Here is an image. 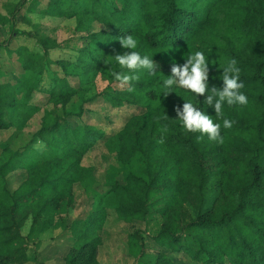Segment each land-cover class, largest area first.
<instances>
[{
  "label": "trees",
  "instance_id": "trees-1",
  "mask_svg": "<svg viewBox=\"0 0 264 264\" xmlns=\"http://www.w3.org/2000/svg\"><path fill=\"white\" fill-rule=\"evenodd\" d=\"M19 4H26L27 12L73 20V35L66 40L71 45L65 48L74 53L51 60L48 51L62 48L66 41L39 33L35 41L40 52L36 55L18 46L14 50L18 70L0 72V131L11 130L0 141V264L25 262L26 247L57 228L65 245L63 264H97L108 209L124 222L143 221L151 213L159 216L155 234L147 236L144 229L127 234L128 253L137 258L133 264H176L158 251L142 262L145 237L169 252L184 254L190 262L264 264V0H20ZM7 20L0 15V28ZM126 35L137 39L135 51L141 56L166 66L156 69L155 75L147 69L131 73L140 77L133 82V92L121 89L111 76L113 71H129L110 57L132 51L119 43ZM7 43L0 48L9 51ZM196 51L209 61L210 89H222L223 68L228 60L237 61L246 105L225 103L220 118L205 97L179 85L164 96L172 64L182 66ZM96 78L104 82L103 88L81 97L84 86ZM36 92L43 94V103L32 101ZM96 101L116 110L126 105L144 109L116 133L117 158L124 161L136 154L142 175L127 174L122 183H113L115 207L103 202L109 200L108 194L100 195L99 204L68 222L67 211L74 204L72 185L89 174L80 158L102 137L99 128L84 118L91 109L87 106ZM184 102L221 125L223 119L234 121L230 129L221 127L223 143L185 131L175 111ZM39 111L37 126L26 140L23 131ZM15 140L28 142L13 148L10 142ZM33 140L43 141L44 150L31 146ZM15 170L25 176L9 191L5 176ZM212 184L218 194L203 209ZM185 204L192 205L193 215L185 212Z\"/></svg>",
  "mask_w": 264,
  "mask_h": 264
},
{
  "label": "rangeland",
  "instance_id": "rangeland-1",
  "mask_svg": "<svg viewBox=\"0 0 264 264\" xmlns=\"http://www.w3.org/2000/svg\"><path fill=\"white\" fill-rule=\"evenodd\" d=\"M13 1L16 2V7L20 0H0V10H2V2ZM17 11L14 23H12V28L16 30H23L24 32L28 31V36L20 34L10 36L11 30L10 28L8 30V25L6 24L2 27V29H0V41H4L6 38H8L6 39L7 41L11 39L14 42V45H24L31 53L37 55L40 52V49L35 41L34 32L31 27L27 25L23 19H21V15L24 13L23 7L21 10ZM26 15L30 18L31 22L41 24L39 25V30L35 34H42L44 31L45 34L55 37L56 41L59 42L66 41L73 35L72 20L41 17L35 13H26ZM63 45L64 46L60 49L50 50L48 52V57L51 60H54L56 58H63L67 56V54L74 53L73 50L70 49V51L69 48H65V46L71 45L70 40L64 42ZM156 64L159 66L157 69L166 68L163 64ZM11 67L15 70L18 68L16 63L7 57L5 50L0 49V69L6 71ZM103 85L104 82H101L98 78H96L90 85L84 86V89L81 91V97H90L100 91L103 88ZM32 101L35 103L38 102L39 104L43 103V94L37 92L33 93ZM91 104H89L90 106H87V108L89 107V109H91L84 114V118L87 122H90L95 127L99 128L102 133V137L80 158V164L89 168V174L85 176V179L80 181V184L74 183L72 185L74 204L73 207L67 211L68 222L78 216L82 217L90 205L96 206L97 203L99 204L100 195L104 196L108 194L109 200H105L103 202L109 208L112 206L115 207L117 204V198L113 191H111L113 183H122L124 176L127 174L142 175V165L138 161V156L136 154L124 161L117 158L118 139L116 133L117 130H119L126 123L127 119L131 115L140 114L144 111V109L137 105H126L122 109L116 110L113 108H107L101 105L98 101ZM39 116L40 111L37 112L30 120L29 124L31 127L29 129H24L23 132L25 135H23L26 140L30 141L29 133L36 128ZM9 134H11L10 129L0 131V141L6 139ZM25 142L28 141H11L10 146L18 148ZM35 144L36 141L33 140L31 146H34ZM24 176L25 174L22 170L9 172L5 176L6 188L9 191H13L24 179ZM208 191L207 197L203 202V209L208 207L211 200L218 194V189L213 184L209 187ZM83 192H85L86 195ZM184 210L189 215L194 214V208L192 205L185 204ZM159 224V216L155 213L147 215L143 221L124 222L119 220L115 213L108 209L107 216L103 223V226L107 231L106 237L96 249L97 264H133L137 261V258L128 253L126 247L127 234L132 232L133 229H144L145 235H152L158 230ZM27 226L28 220L26 219L22 226V233L26 232ZM59 233L60 230L58 228L43 232L38 237L40 242L36 244H29L26 247L25 262H14L12 264H63L60 255L65 251V245L62 239L57 237ZM144 247L147 248V250L145 255L140 259L142 262L149 260L151 256H154V253L158 251L160 253H164L166 258L176 264H199L190 262L187 259V256L180 252H169L164 247L156 246L153 241L147 237L144 238Z\"/></svg>",
  "mask_w": 264,
  "mask_h": 264
},
{
  "label": "clouds",
  "instance_id": "clouds-1",
  "mask_svg": "<svg viewBox=\"0 0 264 264\" xmlns=\"http://www.w3.org/2000/svg\"><path fill=\"white\" fill-rule=\"evenodd\" d=\"M119 43L124 49H131L130 53L116 54L110 56L121 68H126L128 73L113 71L111 76L118 82L121 89H127L128 92H133V82L139 80V76L135 73L139 69H147L150 74L155 75L156 69L159 67L154 63L152 57L143 55L135 49L138 46V41L132 35H126L119 38ZM240 68L237 66L235 59L227 61L226 66L222 71V89L215 86L209 88V61L202 51H196L189 55L185 63L181 66L173 63L171 66V75L164 81V96L171 92L173 85L190 90L196 96L205 97L204 102L212 107L215 111V116L223 117V106L225 103L228 106L246 105L248 103L247 96L241 91L244 88L240 81ZM177 120L182 124L186 132L201 133V137L206 135L209 141L223 143V136L221 135V127L230 129L234 121L230 119H223V125L214 122L213 118L206 115L204 111L195 107L191 102H184L182 109L176 108ZM165 119L167 116L163 114ZM167 131V126L164 127ZM198 137V140L201 138ZM164 142L162 137L159 141ZM36 150L42 151L46 147L43 141L37 140L33 146Z\"/></svg>",
  "mask_w": 264,
  "mask_h": 264
},
{
  "label": "crops",
  "instance_id": "crops-1",
  "mask_svg": "<svg viewBox=\"0 0 264 264\" xmlns=\"http://www.w3.org/2000/svg\"><path fill=\"white\" fill-rule=\"evenodd\" d=\"M15 4H16V2L15 1H13V2H2L1 3V5H2V10H0V15H3V16H5V17H7L8 18V20L4 23V25L3 26H5L6 24L8 25V30H9V28H10V30H11V33H10V36L11 35H14V36H16V35H18V34H20V35H27V32L28 31H26V32H24L23 30H16V29H13L12 28V23H14V20H15V15H16V12H18L17 10H21V8L23 7V11H24V13L21 15V19H23V21H25V23L27 24V25H29L30 27H31V29L33 30V32H34V38L36 37V35L37 34H35L38 30H39V25H41V24H36V23H33V22H31L30 21V18H28V16L26 15V13H28V14H33V13H35V14H37V15H39L38 13H36L35 11L34 12H27L26 10H25V8H26V4H19V2H18V4H17V6L15 7ZM44 5V2L42 1L40 4H39V7H42ZM39 16H41V15H39ZM41 17H48L49 18V16H41ZM50 18H52V17H50ZM59 19H62V18H59ZM66 20V19H65ZM67 20H71V19H67ZM73 21V20H72ZM2 26V27H3ZM2 27L0 28V29H2ZM43 27V26H42ZM12 28V29H11ZM44 28H45V26H44ZM32 30H30V31H32ZM42 35H46L45 33H44V31L42 32ZM28 36V35H27ZM32 37V36H31ZM6 39H8V38H6ZM2 40V41H0V44H5L6 43V41L7 40ZM8 43H7V46H8V50L9 51H7V50H5V53L7 54V57L8 58H10L12 61H14L15 63H16V66L18 67V65H17V62H16V56H15V48L16 47H18V46H24V45H19V44H17V45H14V42L10 39V40H8L7 41ZM57 42H59V41H57ZM24 47H26V46H24ZM1 49V48H0ZM55 49H58V48H55ZM51 50H53V49H51ZM50 51V50H49ZM48 51V52H49ZM67 55H69V54H67ZM7 63V62H6ZM12 70H14V71H17L18 70V68L15 70L13 67H11V68H8V70H6V71H4V70H2V69H0V72H11Z\"/></svg>",
  "mask_w": 264,
  "mask_h": 264
}]
</instances>
